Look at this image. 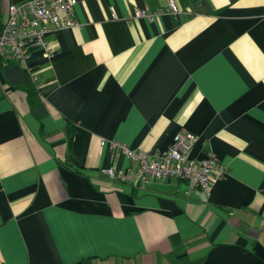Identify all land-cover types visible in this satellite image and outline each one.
Wrapping results in <instances>:
<instances>
[{"label": "crops", "instance_id": "crops-1", "mask_svg": "<svg viewBox=\"0 0 264 264\" xmlns=\"http://www.w3.org/2000/svg\"><path fill=\"white\" fill-rule=\"evenodd\" d=\"M74 1L0 65V264H264V0ZM179 130L227 167L209 193L105 172Z\"/></svg>", "mask_w": 264, "mask_h": 264}, {"label": "built area", "instance_id": "built-area-1", "mask_svg": "<svg viewBox=\"0 0 264 264\" xmlns=\"http://www.w3.org/2000/svg\"><path fill=\"white\" fill-rule=\"evenodd\" d=\"M74 0H22L10 2L4 14L0 13V62L21 61L28 56L32 46H41L46 56H52L55 48L49 46L45 38L50 24L55 28L76 24L73 10ZM166 11L177 13L175 1L166 0L165 8L154 12L139 11L149 19ZM197 136L187 130L177 131L169 146L161 151L149 153L135 150L118 140H109L114 159L124 156L133 162L126 171L113 166L105 168L110 177L130 180L136 177L141 184L150 180L161 181L167 178L184 180L188 190L199 188L209 193L212 184L226 175L227 167L223 165L214 152L207 151L200 159L189 157Z\"/></svg>", "mask_w": 264, "mask_h": 264}, {"label": "water", "instance_id": "water-1", "mask_svg": "<svg viewBox=\"0 0 264 264\" xmlns=\"http://www.w3.org/2000/svg\"><path fill=\"white\" fill-rule=\"evenodd\" d=\"M19 1H22V0H11V2H19Z\"/></svg>", "mask_w": 264, "mask_h": 264}, {"label": "trees", "instance_id": "trees-1", "mask_svg": "<svg viewBox=\"0 0 264 264\" xmlns=\"http://www.w3.org/2000/svg\"><path fill=\"white\" fill-rule=\"evenodd\" d=\"M3 62H0V65L2 64Z\"/></svg>", "mask_w": 264, "mask_h": 264}]
</instances>
